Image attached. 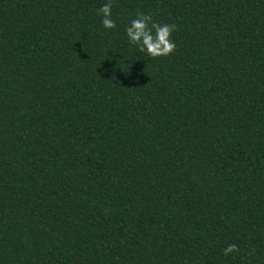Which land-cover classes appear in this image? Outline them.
Returning <instances> with one entry per match:
<instances>
[{"label":"trees","instance_id":"16d2710c","mask_svg":"<svg viewBox=\"0 0 264 264\" xmlns=\"http://www.w3.org/2000/svg\"><path fill=\"white\" fill-rule=\"evenodd\" d=\"M108 2L0 0V264H264V0Z\"/></svg>","mask_w":264,"mask_h":264},{"label":"clouds","instance_id":"9594fccd","mask_svg":"<svg viewBox=\"0 0 264 264\" xmlns=\"http://www.w3.org/2000/svg\"><path fill=\"white\" fill-rule=\"evenodd\" d=\"M111 0L103 4L97 14L102 17V27L105 30H111L116 27V22L112 18ZM175 26L167 23L157 24L152 21L150 16L138 14L136 18L129 21L124 31L129 44L137 47L141 52L147 53L148 56L155 58L168 56L174 51L175 44L172 40V32ZM116 69L113 68L115 76ZM235 245H229L224 249V254L228 255L234 252Z\"/></svg>","mask_w":264,"mask_h":264}]
</instances>
